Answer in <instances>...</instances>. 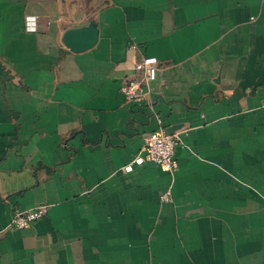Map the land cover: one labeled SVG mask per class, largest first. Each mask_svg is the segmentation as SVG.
Returning a JSON list of instances; mask_svg holds the SVG:
<instances>
[{"label":"crops","instance_id":"1","mask_svg":"<svg viewBox=\"0 0 264 264\" xmlns=\"http://www.w3.org/2000/svg\"><path fill=\"white\" fill-rule=\"evenodd\" d=\"M158 119L178 170L125 172ZM0 264H264V0H0Z\"/></svg>","mask_w":264,"mask_h":264},{"label":"built area","instance_id":"2","mask_svg":"<svg viewBox=\"0 0 264 264\" xmlns=\"http://www.w3.org/2000/svg\"><path fill=\"white\" fill-rule=\"evenodd\" d=\"M26 29L35 31L36 16L26 18ZM159 60L156 56H144L135 64V70L141 73L140 78H131L125 81L120 88L121 93L130 102H141L150 94V84L157 77ZM159 127L149 132L143 141L142 150L137 156L123 167L125 172H132L135 165L140 166L145 162L157 164L165 171L175 172L179 168L176 157L179 139L175 134H169L158 119ZM162 200H171V191L162 195ZM48 211L46 204H38L25 212L16 211L13 215L11 226L16 229H25L43 218Z\"/></svg>","mask_w":264,"mask_h":264},{"label":"water","instance_id":"3","mask_svg":"<svg viewBox=\"0 0 264 264\" xmlns=\"http://www.w3.org/2000/svg\"><path fill=\"white\" fill-rule=\"evenodd\" d=\"M99 29L95 22L88 26L68 29L63 35V43L74 52H82L96 45ZM171 134V131H168Z\"/></svg>","mask_w":264,"mask_h":264}]
</instances>
